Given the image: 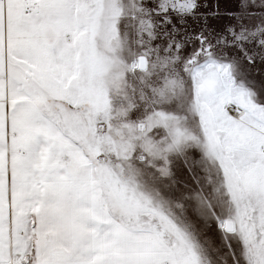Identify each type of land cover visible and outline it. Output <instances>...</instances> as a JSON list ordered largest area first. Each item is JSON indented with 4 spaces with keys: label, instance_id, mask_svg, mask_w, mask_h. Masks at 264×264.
Returning a JSON list of instances; mask_svg holds the SVG:
<instances>
[{
    "label": "snow or ice",
    "instance_id": "obj_1",
    "mask_svg": "<svg viewBox=\"0 0 264 264\" xmlns=\"http://www.w3.org/2000/svg\"><path fill=\"white\" fill-rule=\"evenodd\" d=\"M0 264H264V0H0Z\"/></svg>",
    "mask_w": 264,
    "mask_h": 264
}]
</instances>
